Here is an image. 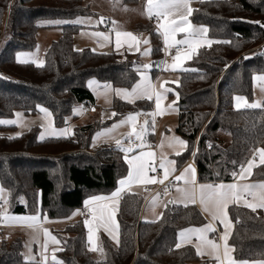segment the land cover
<instances>
[{
    "label": "trees",
    "instance_id": "trees-1",
    "mask_svg": "<svg viewBox=\"0 0 264 264\" xmlns=\"http://www.w3.org/2000/svg\"><path fill=\"white\" fill-rule=\"evenodd\" d=\"M95 15L84 0H0V38L8 36L0 51V117L16 110L39 112L45 106L63 123L77 103L93 101L88 80L130 88L143 70L138 56L77 49L74 34L79 16ZM193 23L208 27L211 45L201 46L182 71L178 94L177 131L187 148L176 155L181 165L193 159L203 182L234 179L256 150L264 148V103L261 107L235 108V95L253 98L254 76L264 73V0H199L190 13ZM67 19L62 36L53 41L42 66L18 62L16 53L37 45L41 20ZM259 22V23H257ZM151 34L152 58L164 57L161 34L146 23ZM228 41L229 43H223ZM115 119L129 112H151L153 102L113 99ZM101 122L75 127L69 136L38 137V129L21 135L4 133L0 124V185L7 190L8 210L18 214H43L50 219L69 218L99 194L113 192L129 171L124 152L116 145L91 148ZM148 137L154 135L152 118ZM229 137V140L227 138ZM211 145V147H209ZM195 153V155H193ZM252 170L251 179H264V164ZM145 196L125 191L116 214L118 244L102 235L105 257L90 250L83 216L59 234L56 252L63 264H209L191 244L177 247L179 231L207 222L195 203L168 202L162 216L142 219ZM233 223L229 243L236 260L264 261V213L239 204L229 206ZM2 237V236H1ZM3 238V237H2ZM22 236L3 240L0 264H31L24 255Z\"/></svg>",
    "mask_w": 264,
    "mask_h": 264
},
{
    "label": "crops",
    "instance_id": "crops-1",
    "mask_svg": "<svg viewBox=\"0 0 264 264\" xmlns=\"http://www.w3.org/2000/svg\"><path fill=\"white\" fill-rule=\"evenodd\" d=\"M88 5L91 7V9L95 12V15H84L79 16L77 18H74L71 22L79 25L78 31H83V29H87L88 32H90L92 35L95 34L96 36H101L103 39L97 40V45L104 48V50H115L116 52L123 54V58L125 57L124 53L129 52L127 49V46H131L130 43H125L124 39L128 36L121 35L119 37L120 45L117 47V37L116 33L119 32L121 34L123 33H130L128 30L122 29L120 26V18L118 15L115 14V11L111 9V12H109L108 16H105L101 22L100 16V10L98 8H95L92 6L93 3H88ZM93 16V17H91ZM91 17V18H89ZM105 20H108L110 26L106 28L105 26ZM165 20L163 18L162 20H158L159 23H162ZM150 21V20H149ZM153 23V21H151ZM117 24V28L116 25ZM147 24L138 25V29L135 32V34L142 35L145 31V26ZM97 34H103V35H97ZM93 35V36H95ZM107 37V39H105ZM136 37V36H135ZM176 41H179L177 38H175L174 41L168 40V43L166 45L165 43V49L168 47H173L177 45L183 46V49L179 51L181 54L187 47V44H177ZM137 41L134 40L135 44ZM137 44V43H136ZM96 49V48H95ZM164 54L165 50H164ZM175 55H167L164 56L163 60L161 61L160 65L158 66L159 71L153 72L152 70L147 69L146 71H141L138 76V80L134 83L133 86L130 88L126 87H113L112 84H102L98 80V85L96 87V90L98 92L102 91L103 89H106L108 91L107 95L112 97V103L115 96L121 98L122 100L129 101V102H135L140 99H146L151 100L153 102V109L151 112H144V111H135V112H129L125 115H123L120 118L115 119L117 122H122L124 120H127L130 115L134 117H138V120L136 123L133 124V122L129 121L130 126L133 128V126H136L139 124V130L138 132H141V129L143 128L144 131L141 134V139H138V144L134 149H132L129 138H137L136 133H133L132 136L126 137L127 143H123V145L118 146L121 150L122 149H130V151H124V154L126 156L127 162L131 160L134 156H140L141 153H152L153 155L151 157L149 156H143V161L145 165L146 174L148 177H154L157 180L162 179L164 176V170L159 167L161 160L164 161V167L169 169V176L166 180H164V183L172 181L173 183L169 187V190L166 192L165 198H161V192L162 190L158 188V185H162L161 183H144L141 181H132L130 183H126L124 185H120L118 183V186L116 189L107 194H99L93 197H101L102 199L99 200H91V198L88 201H91L88 203L83 209L76 211L74 215H72L69 218L65 219H50L47 215L43 214H18V213H12L9 210L3 211L1 213V207H0V216H3V219H0L2 221V237L5 234V231L9 233L10 235H15L14 237L18 236L17 233L21 229H38L39 231V241L43 244V256L39 261L32 262L31 264H63L60 259L57 257L56 252L58 251L59 247L61 246V239L62 237L59 235L60 233H64V229L67 226V224L72 223L76 218L79 216H82V211L85 210L88 212L87 216H83L85 222L87 221V227L89 226L90 229H87V239H88V245L89 248L92 249V242L97 244L100 243L102 235L109 236L113 243L115 245L118 244V224L115 228L111 227L113 226V222L111 223V226H108V223L105 218L111 214V217L114 218L115 212L117 214L118 206H119V200L122 194L125 191L128 190H136L142 193L145 196V202L142 209V219L145 220V218H148L146 220H156L158 217H160L163 213V210L168 202H174L179 204H186V203H193L192 199L187 198L185 196L184 191H178L177 189H184L189 194L192 195V197L195 200V204L198 205V207L203 211L204 215L207 218V222L202 225H193L186 228H183L179 231L177 245L180 246L191 244L195 247L196 251H199V255L204 258L210 260L209 264H230V260L234 261L235 264H264V261L259 260H236L234 258L233 254V247L229 243V239L232 233L233 229V223L229 215V206L232 204H239L242 206H247V204H256L260 202V196H261V190L259 188L252 189L251 191L255 193V196L249 195L247 192L244 193V195L237 201L236 203L229 202L228 206L224 211L227 213V217L224 218L223 216H220L219 213H217L216 208L214 204L209 203L207 205L208 210L205 211V204L201 203V185H229V184H237V185H259L261 183H264V179H251V174L241 178L240 171L236 174L234 179L230 181H220V182H203L200 181L198 178V171L197 167L193 161V159H189L183 164H179L176 158V153H182L187 148V142L183 138V136L177 131V125H178V94L176 90V86L179 84L181 72L183 70L173 69V64H178V61H176L174 58ZM187 64V63H186ZM179 74V75H178ZM145 78L148 82L151 83L153 86V95L152 99H148L146 97H135V96H125L123 93H117L116 90L120 89H126L129 93L132 92V89L140 85L141 87H146ZM108 87H105V86ZM164 89H169L170 91L165 92ZM93 93V107L99 106L98 102L100 101V95L97 94L92 90ZM155 93H161V98L159 100V108L157 107V97ZM174 97V98H173ZM169 105L172 107L169 108ZM92 109L90 112H92ZM176 112L172 114L171 112ZM143 113V114H142ZM140 115V116H139ZM147 120H145V118ZM152 118L153 122V137L149 138V132H148V122L149 119ZM133 121V120H132ZM147 122V123H145ZM133 124V125H131ZM124 134V133H123ZM121 134L119 138L123 136ZM144 137V138H143ZM174 138H179L182 141L186 142V145H180L176 142ZM122 139V138H121ZM139 146V147H138ZM261 149V148H260ZM169 161H174V164L169 163ZM252 161L255 165L260 164L259 155L257 154V151L253 154V156L248 160ZM248 162L244 165L247 167ZM189 165H192V167L195 169V183H185L184 180L177 181L175 177L180 176L181 173L184 172V169L188 167ZM129 171L128 174L122 178L125 179L128 177L129 172L131 170L130 164L128 162ZM149 166L154 167L156 169L155 172L148 171ZM121 179V180H122ZM190 179V176H189ZM163 183V184H164ZM0 188L2 186L0 185ZM3 189V188H2ZM207 191V190H206ZM114 192H118V195L116 197H113L112 194ZM3 194V191L0 192V198ZM2 202L0 201V206ZM250 208V207H249ZM256 209L263 210L264 208L257 207ZM214 213H216L219 218H214ZM13 216V217H31V216H39V221L37 226H30L28 223L23 222H17V221H11L7 219V217ZM117 220V219H116ZM221 220H224L222 223ZM110 224V223H109ZM228 225L225 227V225ZM94 226L96 228L94 229ZM207 226H210L211 229H214V231H186V230H203L206 229ZM44 229L48 230V233L50 235H46L44 232ZM183 233V235H181ZM91 235L92 239L89 240V236ZM227 235V246L229 249L228 257L226 258L224 255V245L225 241L223 237ZM56 237V240L59 243H56L51 240V237ZM0 237V239H2ZM203 237V238H201ZM117 241V242H116ZM206 241L214 242L216 245H219L218 249H213ZM51 247V248H50ZM50 248V249H49ZM48 250H50V254H48ZM219 256L220 260H217L216 257ZM55 257V259H53ZM230 258V260H229Z\"/></svg>",
    "mask_w": 264,
    "mask_h": 264
},
{
    "label": "rangeland",
    "instance_id": "rangeland-1",
    "mask_svg": "<svg viewBox=\"0 0 264 264\" xmlns=\"http://www.w3.org/2000/svg\"><path fill=\"white\" fill-rule=\"evenodd\" d=\"M93 3L95 8H98L100 10V16L99 18L102 19L105 16L109 15V12H111V9L115 11V14L118 15L120 18V23L122 29L128 30L130 33L133 34V36H136V43H134V40L132 37H126L124 39L125 43L129 44L131 46H127V49L129 52L135 54L134 56H138V60L140 61L142 71H146L147 69L152 70L155 65L153 63L152 58V42H151V34L148 30H145L142 35L135 34L134 31H136L138 28V25H143L146 23H150V25L155 29V31L159 32L162 37L163 41V50H165V37L163 35V29L159 28V25L164 24L168 21L175 20L177 22L180 21L181 16H184L187 18V24H182V27H188L189 32H179L177 31L172 37L169 38V40L174 41L175 38H177L179 41H183L185 39L192 40V39H201L202 45H208L207 41H211V39L208 36V27L203 24H197L193 23L190 19V13L184 9L181 8L179 10H173L171 15L165 18V20L162 23L158 22V19L155 15H153L151 18L149 17L147 10H146V0H84V4L88 5V3ZM199 4V0H188V7L193 10L195 7H197ZM93 17V16H91ZM89 17V18H91ZM94 18V17H93ZM67 19H45L41 20L40 24L42 25L37 45L32 50H20L16 53V60L18 62H31L35 65L42 66L46 63V53L50 45L53 41L59 39L62 34L63 30L60 27H47V25L50 24H62L66 22ZM150 20V21H149ZM153 21V23L151 22ZM116 28H117V24ZM159 28V31H158ZM206 29V31H200L197 32L195 36L190 35V33L193 32V30H203ZM95 35V34H93ZM90 32L87 31V29H83V31H77L74 34V45L77 49H83L85 47H91L97 51H112V50H104V48L97 45L98 39H103L101 36H93ZM8 36L4 33L2 37L0 38V51L2 50L5 42L7 41ZM147 40L148 43H144V41ZM185 45V44H182ZM198 47L196 51L199 49ZM148 50V54H145V50ZM195 51V52H196ZM189 46L187 45L186 49L180 54L181 59L178 61L179 65H182L184 69H187V62L191 60L195 54ZM166 57V54H164ZM190 56L191 58H187ZM164 58V57H163ZM163 60V59H162ZM157 63V67L160 65L161 61ZM147 65L148 67H145ZM177 69V68H176ZM178 70H181V68H178ZM179 75V74H178ZM264 76V73H258L254 76V91H253V98L249 99L245 95H235L233 100V105L235 108H245L250 107L247 105H258L257 107H261L264 103V81H261L257 79V77ZM98 81L96 78H90L87 82L88 87L100 95V101L98 102L97 107L92 109V112L86 111V105L82 103H77L72 112L65 116L63 123H56L55 117L51 109L42 106L43 109H47V112L50 113V115H45L44 112L41 110L36 113H26L24 110L18 109L15 111V113L12 116L7 117H0V121H15V123H0L5 125L4 133H8L12 136H18L21 135L31 129H38V137L41 139V136L44 138L51 137V136H69L74 133L75 127L78 125H82L88 122L93 121H99L101 122V127L98 128L93 136L91 141V148L92 149H99L101 147L105 146H117V141H120L121 145L123 143H127L126 137H130L133 135V133H137L139 130V124L136 126H133V128L130 126L129 121L125 123L117 122L114 120L116 114L115 109H113L112 105V97L107 95L108 91L106 89H103L102 91L98 92L96 90ZM237 97H240L242 99L237 100ZM174 98V97H173ZM41 108V109H42ZM21 115H17V114ZM172 114L176 112H171ZM143 114V113H142ZM140 116V115H139ZM145 120H147L146 117H144ZM138 120V117H135V119L131 122L136 123ZM126 121V120H124ZM131 124V125H133ZM114 125H117L114 127ZM124 133V134H123ZM123 134L121 138L119 136ZM144 138V137H143ZM228 140L229 137L227 136ZM8 194L7 190L3 188V194L0 198L1 204V213L3 211L8 210ZM142 215V214H141ZM162 216V215H161ZM160 216V217H161ZM158 217L157 219H159ZM148 218H145V221H153V220H146ZM156 219V220H157ZM113 222V226H111V223ZM108 226L116 228L117 226V220H116V212L114 218L111 217V221H107ZM110 223V224H109ZM86 228L90 229V227H87V224L85 223ZM96 226H94V229ZM3 238L0 239V245L3 240H11L16 235H10L5 231V234H3ZM17 235L22 236L25 241V249H24V255L29 262H37L39 261L43 256V244L39 241V231L38 229H21ZM118 241V240H117ZM116 241V242H117ZM92 248H96L97 250L94 251L95 256L98 259H102L105 257V251L103 247H101L100 243L97 244L92 242L91 244ZM51 248V247H50ZM49 248V249H50ZM50 250H48V254H50ZM40 257V259H39Z\"/></svg>",
    "mask_w": 264,
    "mask_h": 264
},
{
    "label": "snow or ice",
    "instance_id": "snow-or-ice-1",
    "mask_svg": "<svg viewBox=\"0 0 264 264\" xmlns=\"http://www.w3.org/2000/svg\"><path fill=\"white\" fill-rule=\"evenodd\" d=\"M181 8L186 9L189 13L192 11L189 7H188V0H146V10L147 13L149 15V17L151 18L153 15H155L158 19L159 18H167L168 16L171 15L172 11L175 10H179ZM103 18L101 19L102 22ZM259 23V22H257ZM182 24H187V18L184 16H181L180 21L177 22L175 20H171L168 21L164 24L159 25V28L163 29V35L165 37V43L167 45L168 40L170 37H172L177 31L179 32H189V28L188 27H182ZM158 28V31H159ZM200 31H206V29L203 30H193L192 33H190V35L195 36L197 32ZM97 35H103V34H97ZM121 35L124 36H128V37H132L133 40L136 39L135 36H133L132 33H116V43H117V47H119L120 45V40L119 37ZM105 39H107V37H105ZM144 43H148L147 40L144 41ZM177 44H187L189 46V48L195 52L196 49L198 47L203 46L202 45V41L201 39H192V40H188L185 39L183 41H176ZM207 43L209 45H211V43H213V41H207ZM223 43H229L228 41H223ZM145 54H148V50H145ZM187 58H191L190 56H188ZM176 61H179L181 59V55L179 52H177L176 57L174 58ZM145 67H148L147 65H145ZM173 69L175 70L176 68H181V70L184 71H188L190 69H184L182 67V65L179 64H173ZM257 79L264 81V76L261 77H257ZM145 82H146V87H141L140 85H138L137 87L132 89V92L129 93L128 90L126 89H120V90H116L117 93H123L125 96H135V97H146L148 99H152V95H153V86L151 85L150 82H148L145 78ZM105 87H108L107 85ZM165 92L170 91L169 89H164ZM156 97H157V107L159 108V100L161 98V93H155ZM242 98L237 97V100H240ZM250 107H257L258 105L253 104V105H247ZM172 106L169 105V108H171ZM42 112L45 113V115H50V113L47 112V109H41ZM18 116L21 114H17ZM113 115H115V113H113ZM135 117L130 115L128 117V119L126 121H122L121 123H125L131 120H134ZM0 123H15V121H0ZM147 123V122H145ZM117 125H114V127H116ZM144 131V129H141V132L136 133L137 139H141V134ZM41 139H43V136H41ZM176 140L177 143H179L180 145H186L185 141L180 140L179 138H174ZM117 146H120L121 142L117 141ZM139 147V146H138ZM209 147H211V145H209ZM124 151H130V149H122ZM257 154L259 155V160H260V164H264V148L258 149L256 150ZM181 153L177 152L176 155H180ZM149 156L151 157L153 154L152 153H141L140 156H134L131 160H129V164H130V172L127 178L122 179L119 181L120 185H124L126 183H130L132 181H141L144 183H164V180H166L170 174L169 169L164 167V161L161 160L159 167L161 169L164 170V176L162 179L157 180L154 177H148L146 174V170H145V165H144V161H143V156ZM193 155H195V153H193ZM169 163L174 164V161H169ZM259 165H255L252 161L248 162L247 167H245L244 165H241V171H240V176L241 178H244L248 175L251 174V170L253 167H256ZM148 171H152L155 172L156 169L154 167L149 166ZM234 176L236 175L235 173L233 174ZM190 176V179H189ZM175 179L177 181L180 180H184L185 183H195V169L192 167V165H189L188 167H186L184 169V172L181 173L180 176L175 177ZM255 188H259L261 190V196H260V202L256 203V204H247L248 207H250L253 211L256 210L257 207L259 208H264V183H261L259 185H248V184H244V185H237V184H229V185H217V186H212V185H201L200 189H201V203L205 204V211L208 210L207 205L209 203L214 204L217 213H219L220 216H223L224 218L227 217V213L224 211V209L227 208L228 203L232 202V203H236L237 201H239V199H241V197L244 195L245 192H247L249 195H253L255 196V193H253L251 190L255 189ZM178 191H184L185 192V196L187 198L192 199V202L195 203L194 198L192 197L191 194H189L186 190L184 189H177ZM207 190V191H206ZM3 189L0 188V192H2ZM118 195V192H114L112 194L113 197H116ZM102 199L101 197H92L91 200H99ZM91 201H86V205L88 203H90ZM214 218H219V216L216 215V213H214ZM0 219H3V216H0ZM7 219L11 220V221H17V222H23V223H28L30 226H37L38 221H39V216H31V217H13V216H9L7 217ZM106 220L111 221V214H109L106 218ZM221 222L223 223L224 220H221ZM86 224L88 223L87 221L85 222ZM228 225L226 224L225 227H227ZM205 230H209V231H214V229H211L210 226H207L206 229L203 230H186V231H205ZM44 232L46 235H50L48 233L47 229H44ZM183 235V233L181 234ZM203 238V237H201ZM92 237L91 235L89 236V240L91 241ZM224 241H225V245H224V255L227 258L228 257V253H229V249L227 246V235H225L223 237ZM51 240L59 243L56 240V237L52 236ZM206 243H208L213 249H218L219 245H216L214 242L211 241H206ZM177 247H180V245L178 244ZM90 250H97L95 247L90 249ZM198 254L199 251H198ZM53 259H55V257H53ZM217 260H220V257L217 256L216 257ZM230 260V258H229ZM230 264H235L234 261L230 260ZM244 264H246V262H244Z\"/></svg>",
    "mask_w": 264,
    "mask_h": 264
},
{
    "label": "built area",
    "instance_id": "built-area-1",
    "mask_svg": "<svg viewBox=\"0 0 264 264\" xmlns=\"http://www.w3.org/2000/svg\"><path fill=\"white\" fill-rule=\"evenodd\" d=\"M162 19L163 18H159L158 20H162ZM105 26H106V28H108L110 26L108 20H105ZM182 49H183V46H181V45L168 47L165 49V53L167 55H175V54H177V52H179ZM92 107H93V102L91 100H88L86 103V111L90 112ZM129 141H130L132 149H134L136 147V145L138 144L137 138H133V137L129 138ZM172 183H173L172 181H169V182H166L162 185H158V188H160L162 190L161 195H160L162 199L165 198L166 192H167V190H169V187L171 186ZM87 214H88L87 211H85V210L82 211V216H87ZM2 226H3L2 221L0 220V237L2 236V230H1Z\"/></svg>",
    "mask_w": 264,
    "mask_h": 264
}]
</instances>
